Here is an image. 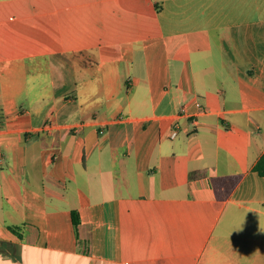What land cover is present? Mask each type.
Segmentation results:
<instances>
[{
    "label": "crops",
    "instance_id": "0c3cea01",
    "mask_svg": "<svg viewBox=\"0 0 264 264\" xmlns=\"http://www.w3.org/2000/svg\"><path fill=\"white\" fill-rule=\"evenodd\" d=\"M263 152L264 0H0V264H264Z\"/></svg>",
    "mask_w": 264,
    "mask_h": 264
},
{
    "label": "trees",
    "instance_id": "16d2710c",
    "mask_svg": "<svg viewBox=\"0 0 264 264\" xmlns=\"http://www.w3.org/2000/svg\"><path fill=\"white\" fill-rule=\"evenodd\" d=\"M253 170L257 171V173L260 175H264V152L262 153V155L259 157V159L254 164ZM71 214H72V223L74 226V230L76 232L79 220L75 216L74 211H72ZM11 229L14 230V228H11Z\"/></svg>",
    "mask_w": 264,
    "mask_h": 264
},
{
    "label": "built area",
    "instance_id": "2783aa9c",
    "mask_svg": "<svg viewBox=\"0 0 264 264\" xmlns=\"http://www.w3.org/2000/svg\"><path fill=\"white\" fill-rule=\"evenodd\" d=\"M195 104H196L198 107H201V104H200L198 101H196ZM79 125H80V123L75 124L74 127H75L76 129H78ZM55 127H56V125L53 123V120L50 119V120L45 121L43 124H41V126H40L39 129H40V130H46V131H52ZM175 134H176V130H171L169 136L172 137V136H174Z\"/></svg>",
    "mask_w": 264,
    "mask_h": 264
},
{
    "label": "rangeland",
    "instance_id": "374dc122",
    "mask_svg": "<svg viewBox=\"0 0 264 264\" xmlns=\"http://www.w3.org/2000/svg\"><path fill=\"white\" fill-rule=\"evenodd\" d=\"M56 222H57V223L60 222L59 225H61V226H67V225H68L66 222L63 221V219L60 220V219L58 218V220H56Z\"/></svg>",
    "mask_w": 264,
    "mask_h": 264
},
{
    "label": "bare ground",
    "instance_id": "6f19581e",
    "mask_svg": "<svg viewBox=\"0 0 264 264\" xmlns=\"http://www.w3.org/2000/svg\"><path fill=\"white\" fill-rule=\"evenodd\" d=\"M261 156V155H260Z\"/></svg>",
    "mask_w": 264,
    "mask_h": 264
}]
</instances>
